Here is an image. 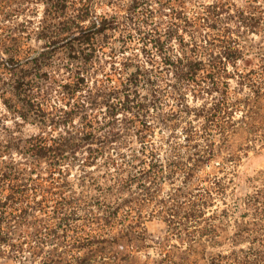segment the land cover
<instances>
[{
  "label": "trees",
  "instance_id": "1",
  "mask_svg": "<svg viewBox=\"0 0 264 264\" xmlns=\"http://www.w3.org/2000/svg\"><path fill=\"white\" fill-rule=\"evenodd\" d=\"M263 144L264 0H0V264H264Z\"/></svg>",
  "mask_w": 264,
  "mask_h": 264
},
{
  "label": "rangeland",
  "instance_id": "2",
  "mask_svg": "<svg viewBox=\"0 0 264 264\" xmlns=\"http://www.w3.org/2000/svg\"><path fill=\"white\" fill-rule=\"evenodd\" d=\"M257 150V151H256ZM257 153L254 155V150L249 149L248 151L243 150L240 152V161L238 164V171L241 174L242 177L244 176H258V179L255 181V185L261 186L264 188V144L263 146H256L255 148ZM236 186L229 183L228 188V195L225 197V201L230 202V194L231 191L243 194L244 192H248L251 188H249L248 185L244 184L243 181L239 182L236 181ZM167 186L164 187V191L167 190ZM223 208L224 204L221 202H217V204L210 208L209 213L211 212V209L213 208ZM232 220L230 221V223ZM145 225H147L148 232L152 235V237H155L158 234H161L163 231V224L159 223L157 220H147L145 222ZM232 229V225H229V230ZM224 247H227V244L224 245ZM222 248V247H221ZM151 251V250H149Z\"/></svg>",
  "mask_w": 264,
  "mask_h": 264
}]
</instances>
